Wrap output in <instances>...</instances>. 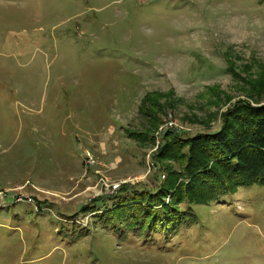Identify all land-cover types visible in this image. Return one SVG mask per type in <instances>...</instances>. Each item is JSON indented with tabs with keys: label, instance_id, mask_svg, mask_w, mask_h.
<instances>
[{
	"label": "rangeland",
	"instance_id": "obj_1",
	"mask_svg": "<svg viewBox=\"0 0 264 264\" xmlns=\"http://www.w3.org/2000/svg\"><path fill=\"white\" fill-rule=\"evenodd\" d=\"M231 70L264 78V0H0V264H264L262 183L192 205V220L97 218L123 185L166 178L163 129L216 130L249 99ZM149 92L174 100L153 144L128 136L148 125Z\"/></svg>",
	"mask_w": 264,
	"mask_h": 264
},
{
	"label": "trees",
	"instance_id": "obj_2",
	"mask_svg": "<svg viewBox=\"0 0 264 264\" xmlns=\"http://www.w3.org/2000/svg\"><path fill=\"white\" fill-rule=\"evenodd\" d=\"M231 72L250 85L249 99L238 98L220 112L215 117L219 118L216 130L184 137L172 128L163 129L160 136L162 141L154 155L160 167L167 172L166 178L153 190H138L123 185L122 191L126 189L128 193L118 197L112 207L105 209L111 210L108 214L98 215L102 224L131 222L133 225L142 222L156 226L158 222L162 226L174 214H182L177 219L188 216L192 220V205L218 201L242 185L264 184V78L258 79L259 75L245 79L235 70ZM209 87L215 89L214 86ZM171 95V92L147 93L141 101L139 112L147 116L148 125L143 130H128V136L143 141L148 138L153 144V132L162 121L160 113L165 111L164 106H172L174 101ZM188 118L184 116V119ZM194 121L209 127L211 119L194 118ZM170 161L178 163V168L174 169ZM181 203L188 206L182 207ZM88 207L84 204L81 209ZM154 207L165 210L163 224L159 215L152 213L151 208ZM89 210L95 212L98 209L93 206Z\"/></svg>",
	"mask_w": 264,
	"mask_h": 264
},
{
	"label": "built area",
	"instance_id": "obj_3",
	"mask_svg": "<svg viewBox=\"0 0 264 264\" xmlns=\"http://www.w3.org/2000/svg\"><path fill=\"white\" fill-rule=\"evenodd\" d=\"M171 117V116H170ZM174 124V122L170 119L169 121H168V125H173ZM119 185H120V183H112L111 184V186H112V188H114V189H118L119 188ZM1 205V204H0Z\"/></svg>",
	"mask_w": 264,
	"mask_h": 264
}]
</instances>
